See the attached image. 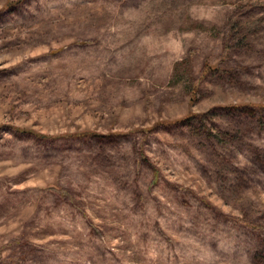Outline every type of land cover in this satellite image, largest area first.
Returning <instances> with one entry per match:
<instances>
[{
    "label": "rangeland",
    "instance_id": "obj_1",
    "mask_svg": "<svg viewBox=\"0 0 264 264\" xmlns=\"http://www.w3.org/2000/svg\"><path fill=\"white\" fill-rule=\"evenodd\" d=\"M0 264H264V0H0Z\"/></svg>",
    "mask_w": 264,
    "mask_h": 264
},
{
    "label": "trees",
    "instance_id": "obj_2",
    "mask_svg": "<svg viewBox=\"0 0 264 264\" xmlns=\"http://www.w3.org/2000/svg\"><path fill=\"white\" fill-rule=\"evenodd\" d=\"M31 133H34V134H36L35 132H32V131H30ZM82 134V133H81ZM36 135H39V134H36ZM78 135H80V134H78ZM42 136V135H41ZM251 225H253V226H255V227H258L257 225H255V224H251Z\"/></svg>",
    "mask_w": 264,
    "mask_h": 264
}]
</instances>
